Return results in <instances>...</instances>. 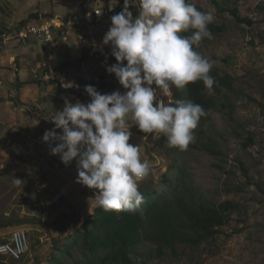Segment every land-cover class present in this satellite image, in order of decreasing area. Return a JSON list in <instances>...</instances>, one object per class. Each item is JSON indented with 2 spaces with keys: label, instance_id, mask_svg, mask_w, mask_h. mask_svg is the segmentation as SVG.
I'll use <instances>...</instances> for the list:
<instances>
[{
  "label": "rangeland",
  "instance_id": "1",
  "mask_svg": "<svg viewBox=\"0 0 264 264\" xmlns=\"http://www.w3.org/2000/svg\"><path fill=\"white\" fill-rule=\"evenodd\" d=\"M216 1L190 0L198 10L211 12L212 25L220 29L197 51L212 62L210 73L233 77L232 87L209 93L216 106L194 131L195 140L186 151L169 148L167 139L160 140L163 134H145L134 126L129 140L140 146V157L150 166L139 188H150L160 206L178 210L177 196L197 204L232 203L215 237L199 244L161 247L145 219V230L135 235L128 258L115 259L101 244L102 231H96L97 241L85 233L93 212L80 228L53 240L50 247L49 241L38 238L30 219L8 213L21 195L15 187L0 185V230L27 229L29 258L39 264H264V0ZM233 10L245 21H238ZM117 90L125 91L119 83L112 92ZM164 98L174 102L172 89ZM0 264L13 263L0 260Z\"/></svg>",
  "mask_w": 264,
  "mask_h": 264
},
{
  "label": "clouds",
  "instance_id": "2",
  "mask_svg": "<svg viewBox=\"0 0 264 264\" xmlns=\"http://www.w3.org/2000/svg\"><path fill=\"white\" fill-rule=\"evenodd\" d=\"M118 4L119 0H109V10ZM130 6L138 9L135 18ZM213 21L211 12L198 10L190 0H124L102 38L115 59L108 58L116 61L106 70L99 62L109 79L108 90L101 94L86 85L88 103L65 99L63 110L50 119L54 128L45 131L42 141L65 166L75 160L76 183L94 190L96 205L105 212L144 211L139 183L149 175L150 166L141 159L140 146L129 143L131 127L163 134L167 146L180 151L194 142L204 108L183 99L166 103L164 97L172 88L185 90L197 81L213 92V64L195 50L204 39L213 38L208 27ZM58 83L66 90L80 89L78 83L61 77ZM116 83L123 93L112 92ZM22 182L11 178L14 186Z\"/></svg>",
  "mask_w": 264,
  "mask_h": 264
},
{
  "label": "crops",
  "instance_id": "3",
  "mask_svg": "<svg viewBox=\"0 0 264 264\" xmlns=\"http://www.w3.org/2000/svg\"><path fill=\"white\" fill-rule=\"evenodd\" d=\"M123 4L119 0L109 10V0H102L97 4L103 11L101 21L96 23L94 3L86 0H0V185L17 189L21 196L8 213L30 219L41 242L46 241L44 234L51 243L66 237L97 206L94 190L68 180L76 169L75 160L65 166L59 156L50 154L42 137L54 128L50 119L63 110L65 99L86 104L90 101L86 85L93 84L97 91L107 87L109 79L99 62L113 56L102 38ZM129 10L134 18L138 15L136 7ZM52 18L58 21L52 28L54 38L60 40L54 52L48 53L33 34L24 41L17 37L27 25ZM45 74L52 75V80H46ZM59 77L78 83L80 89L61 90ZM11 178L23 182L14 186ZM28 258L27 253L24 260Z\"/></svg>",
  "mask_w": 264,
  "mask_h": 264
},
{
  "label": "trees",
  "instance_id": "4",
  "mask_svg": "<svg viewBox=\"0 0 264 264\" xmlns=\"http://www.w3.org/2000/svg\"><path fill=\"white\" fill-rule=\"evenodd\" d=\"M216 4V0H211ZM236 19L244 22L245 19L240 18L236 11H232ZM211 33L215 28L212 23L208 26ZM217 30H220L219 28ZM185 33L184 35H188ZM197 51V48L195 49ZM114 58V57H113ZM115 59V58H114ZM214 77V92H220V88H231L233 77L228 74L221 75L218 72L210 73ZM93 85V84H92ZM63 91H69L60 87ZM172 97L176 99L190 100L194 103L202 105L205 115L201 117L198 127H200L209 118V111L216 106L214 97L209 94L202 81L187 85L185 90H176L172 88ZM173 103V102H172ZM166 136H161L160 140H166ZM247 141L251 142L249 137ZM144 195V209L141 215L138 212H105L102 208L96 207L92 216L93 222L84 225L85 233L92 241H97L95 233L97 230L104 233L102 246L109 250L115 259L128 258V247L133 243L135 235L140 229L145 230L144 220L148 219L150 232L153 238L160 246H173L177 243L186 242L190 244H199L203 241L213 239L220 227L225 222V213L232 208L231 202H225L221 206L191 202L182 196H177V208L160 206V202L152 193L150 188L140 189ZM154 197V198H153ZM175 212V215L172 212ZM147 226V225H146ZM93 227V228H90ZM98 231V232H99Z\"/></svg>",
  "mask_w": 264,
  "mask_h": 264
},
{
  "label": "built area",
  "instance_id": "5",
  "mask_svg": "<svg viewBox=\"0 0 264 264\" xmlns=\"http://www.w3.org/2000/svg\"><path fill=\"white\" fill-rule=\"evenodd\" d=\"M102 0H86L87 3H94L93 16L96 23L101 21L102 9L97 5ZM100 14H97L99 13ZM57 19L52 18L47 22L29 24L25 28L20 29L17 32V37L20 40H25L30 34L37 36L40 42L44 45L45 50L48 53H52L60 44V40L54 38L52 28L56 26ZM62 40H66V34H62ZM116 63L115 60L111 58H103L100 61V65L106 70L107 66ZM126 63V61L124 62ZM107 73V71H106ZM37 73L34 72V77ZM45 79H51V75L45 74L43 76ZM78 86V85H76ZM157 99H163L158 96ZM164 100V99H163ZM77 171L74 170L68 175V180L76 183ZM78 184V183H77ZM81 185V184H80ZM44 240L49 241V235L44 234ZM49 246L52 247L53 244L49 242ZM30 248V237L27 229L25 228H12L6 230H0V257L2 260L7 262L9 259L16 261L18 264H39L34 259L28 258L24 260Z\"/></svg>",
  "mask_w": 264,
  "mask_h": 264
}]
</instances>
